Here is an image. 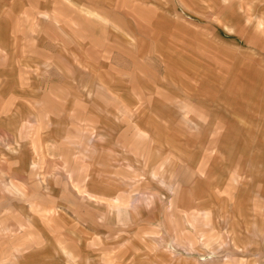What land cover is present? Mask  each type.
<instances>
[{
	"label": "crops",
	"instance_id": "obj_1",
	"mask_svg": "<svg viewBox=\"0 0 264 264\" xmlns=\"http://www.w3.org/2000/svg\"><path fill=\"white\" fill-rule=\"evenodd\" d=\"M184 2L188 6L185 7L180 1L181 6L190 9L187 1L184 0ZM215 2L220 5L219 0H212L210 4L206 3V6L203 5V7L208 8L209 5H214ZM166 3L167 6L156 2L158 6H153L154 4H144L140 0H103V6L108 7L111 14L122 15L125 18L117 23L119 18L114 19L109 14L104 16L102 24L101 22L91 21L89 10L91 5L88 0H44L40 4L37 0H0V40L26 38L16 34L17 23H25L27 24V27H24L27 30L26 33L31 32L38 25L41 27L42 32H47V35L42 36L41 42L44 39H56L58 44L64 46L65 42L63 40L65 38L83 41L82 38L89 37V34H85L88 29L85 30L84 27L91 29L98 26L100 27V33L98 34L100 39L103 37L104 29L105 32H113L111 37L115 35V38L119 40L118 52L120 53L118 55H121V57H115L117 65L114 66L113 58L110 56L113 53L111 49H102L103 54L92 48L89 51L78 48L76 52L70 50L72 55L77 54L78 56V63L76 64L75 61L74 64H68L63 58L52 57L54 54H62L60 52L57 53L52 50L39 52L46 56L40 62L39 69L70 73L75 84L77 82V86L83 82L75 78L77 74L84 75L85 78L86 71H88V62L90 61V67L96 65L91 58L94 55H103V77L95 76L93 78L88 76L85 91L82 90L74 94L71 105L66 106L63 104L61 96H57L60 93L56 91H47L46 94L36 95L38 97L34 99L33 104L37 106H30L28 112L25 113V118L30 124L29 135L27 131L20 133V131L14 130L13 135L16 136V146H11L8 150L0 146V183L3 182L8 185L5 188L0 186V190L7 189L10 183L20 184L23 189L36 190L40 194H44L42 192L44 189L43 182L47 179V194H65V200L58 197L59 195L54 198L46 195L45 203L36 202L31 204L33 210L29 219L31 223L39 224L38 239L40 238L41 241L54 242L56 236L47 230V226L55 227L60 222L64 224L71 223L73 220L70 215H74L76 221L75 224L72 223L73 227L83 224L84 227L81 228L84 232H79L80 229L74 231V228L66 236L74 238V247H86V239H88V236L85 237L86 233L88 234L86 228L92 224L97 228L100 227L95 216L103 214V209L90 211L88 209L89 204L94 203L95 206L103 207L102 194H113L117 199V207L109 204L104 205L108 207L109 215L103 216V219L99 218L101 223L104 221L109 225H122L139 221L147 214L146 209L150 207L152 208V214L156 218L161 216L165 223H161L160 226H153L152 231L148 226L146 227L152 232V236L149 235L150 233L144 235L145 239L149 241L147 245L138 242L135 237H130L128 239L122 238L118 242L121 247L134 248L145 245L155 255L154 246L159 245L162 249L169 251V253L164 252V255H172L180 262L183 259H196V262L201 264H219L226 261L222 257L228 255L226 261L228 264H232V262L237 264L238 260L243 259L250 261L248 264H259L260 261L264 262V225L263 223L260 224L258 219L249 222L250 212L254 211L256 213L259 208L256 197L248 198V207L245 206L247 204L243 203L245 202L243 200L231 203L227 196L217 198L223 183L216 182V186L211 183L217 181L212 170L208 171L212 168L204 166V162L199 161L196 154L193 156V152L188 151L185 144L176 151V154H173L175 157L170 154L172 148L169 143L173 127L172 116L174 115L168 111L171 106V98L166 90L169 86V80H171V68L164 66L160 77H157L152 72L154 70L152 65L153 62L157 61L166 65L174 60L175 67L181 70L185 61H188V57H184L186 53L183 52L184 36L182 33H188V31L185 30L186 27L182 23L174 22L175 25H173L172 20L166 17V11L164 12V18L161 16L162 18L157 20V16L165 8L171 6L170 1L167 0ZM153 8L157 11L154 13V21L151 20V18H154ZM174 11L176 12L175 9ZM211 11L202 13L213 17ZM169 12L168 10V17ZM244 13L248 15L247 11ZM113 19L114 22H111L110 20ZM184 19L192 22L190 19ZM78 20H83V22ZM142 20H145L143 24ZM140 23L141 29L138 28ZM259 23L262 22L259 21L257 24ZM156 24L159 31L158 38L162 41L159 46L150 47L153 41L151 38L152 29ZM257 24L254 27L255 29L263 27V23L261 27L260 25L258 27ZM125 27L131 30V32L127 31L126 33L131 34H125ZM147 29L150 33L144 36L143 34L148 32ZM36 30H39V27ZM141 30L144 31L143 34L140 33ZM8 32H12V34ZM39 37L41 36L35 35L29 38ZM147 37L151 40H148ZM173 37L176 38L175 50L170 44ZM106 42L103 39L105 46L108 45ZM11 43L16 44V42ZM88 46L90 44L86 43L83 48H89ZM70 51L67 53H70ZM8 53L11 52H0L1 55ZM173 53L175 56H172ZM86 59H88V62ZM147 60L152 62V65L146 63ZM121 61L123 65H121ZM0 69L2 70V68ZM16 69L19 68L9 69L14 71V78H17L15 75ZM198 69L202 72L203 67L191 66L189 68L191 71L195 70V74L199 71ZM89 71H91V68H89ZM183 72H185V68ZM0 73V95H5L9 91L8 87L11 86V82L9 77H5V73L3 74L1 71ZM176 79L179 81V84H177L180 85V80L183 79L182 74L177 75ZM156 80L159 82H156ZM182 84L184 86V83ZM230 85H232L231 82L223 84L226 87ZM148 94H152L154 99H149ZM102 95L104 99L111 97L114 100L115 97L117 101H112L110 106L103 109L100 126L104 129L99 132L88 126L87 120L95 119V115L91 111V105L87 104V100L91 104L90 101L94 102L98 96L101 97ZM83 99L84 102L81 101ZM5 108L6 104L0 106V110ZM175 117L180 119V128L181 122H183L181 116L175 115ZM16 118L19 117L16 116ZM60 118H64L63 120H66V122L63 123ZM196 118L200 120L204 117L197 115ZM7 119L8 116L0 114V127L4 131L9 130ZM200 123L203 124V121ZM241 124L246 126V121L241 122ZM196 125L199 126L198 123ZM46 138L50 139L52 143L45 142ZM4 141L7 142L6 134H4ZM101 148L103 153L99 152ZM192 160L196 161L194 166L190 168L185 166V163L190 164ZM200 162V167H196ZM176 165L184 167L185 172H187L186 175L190 178L187 188L183 189L181 187L178 192L180 194H193L200 201L196 205L195 202L187 200L185 205H181L185 207L181 212L173 209L176 205L173 200L167 201L165 198L167 194H170V198L173 194H177L175 189L183 174L176 171ZM125 166H132L137 169H133L132 173L126 172L124 170ZM141 166L150 167L147 172L152 176L155 172L159 173L156 177L160 178L168 189L148 190L147 187L149 186H143L141 172L138 169ZM156 166L160 167V171L154 169ZM200 168H203V170H200ZM168 169L172 173L170 177L167 175ZM258 171L259 181L263 180L260 185L264 187V166L262 162L259 163ZM248 177L249 175L245 171H242V174L237 173L231 182H228L229 185L224 191H227V194H246L248 190L251 191L252 187L251 184L246 187L242 178L247 180ZM20 179H23L21 183H19ZM98 186L103 188L97 190ZM69 187L72 188V191H69ZM228 190H230L229 193ZM34 194L36 193L34 192ZM135 194L141 196L136 197ZM97 196L98 199H96ZM144 196L152 202L150 205L148 203V206H144L140 203ZM261 196L264 197V194H260ZM166 201L170 207L167 212L165 207L164 211L162 210ZM57 202L58 204L54 205ZM192 204L195 206L192 207ZM207 204H211V206L207 207ZM229 205L234 206V211L229 210ZM38 208L41 211L48 212L46 217L42 216V220L44 218L46 223L39 222ZM67 209L71 210V214L68 213ZM60 216H63V220L60 219ZM125 216H127V219H125ZM222 225L223 227H221ZM215 228L221 230L220 235L210 236L208 232ZM223 229L227 231L230 239L226 238L222 232ZM76 241H79L80 246L77 245ZM83 243L84 245H82ZM55 245L59 246V243L57 242ZM42 246L40 248L41 253V249L44 247ZM181 247L185 250V253L179 251ZM221 252L225 253L221 256L215 255ZM208 253H212L214 256L202 257ZM149 261L156 262L157 260Z\"/></svg>",
	"mask_w": 264,
	"mask_h": 264
},
{
	"label": "rangeland",
	"instance_id": "obj_2",
	"mask_svg": "<svg viewBox=\"0 0 264 264\" xmlns=\"http://www.w3.org/2000/svg\"><path fill=\"white\" fill-rule=\"evenodd\" d=\"M37 1L40 4L44 0ZM140 1L144 4H154L153 6H158L156 2L167 6V0ZM168 1H170V5L176 12L169 6L157 16V20L162 17L164 18V12L166 11V17L172 20L173 25H175L174 22H178L186 27L185 30L188 33L185 32L182 35L184 36L183 52L186 53L184 57H188V61H185L181 70L175 67L174 60L166 65L159 61L153 62V65L148 60L146 63L154 67L152 72L157 77H160L164 66L171 68V80H169V86H167L166 90L168 96L171 98V106L168 108V111L174 115L172 116L173 127L169 143V146L172 148L170 154H176V151L185 144L187 150L193 152V156L196 154L198 160L204 162V166L212 168L208 171L212 170L217 181H212L211 183L214 186L219 181L220 184L223 183L221 192L217 194V198L227 196L231 203L243 200L245 201L243 203L247 204L248 198L256 197L259 208L256 213L254 211L250 212L249 222L258 219V222L264 225V197H260V194H264V187L260 185V182H263V180L259 181L260 176L258 171L260 162L264 166V0H219L220 5L215 2L213 3L214 5H209L208 8H204L203 5L206 6V3L210 4L212 0H186L190 9L184 8V6H188L184 0H180L184 6H181L179 0ZM88 3L91 5L89 10L92 22H101L103 24L104 16L109 14L114 19L116 17L119 18V20L116 19L117 23L123 21L125 18L122 15L116 16L114 13L111 14L108 7L103 6V0L102 2L101 0H88ZM168 10L170 11L169 17L167 16ZM209 10H212L211 15H214L213 17L202 13ZM245 11L248 12V15H245ZM156 12V9L153 8V16ZM184 18L190 19L192 22ZM114 19L110 21L114 22ZM154 19L155 16L151 18L152 21ZM36 21L38 22L39 20ZM78 21L83 22V20ZM259 21L263 24H257ZM144 22L145 20H142V24ZM256 24L258 27L259 25L261 27L262 24L263 27L255 29ZM140 26L141 23L138 27L139 29H141ZM24 27H27V24L17 23L16 34L18 36L22 35V37L25 36L26 38L0 40V52H11L6 55L0 54V68H2L0 71L6 74V78L9 77L11 82V86L8 87V93L0 95V106L6 104V108L0 110V114L8 116L7 120L9 121V130L4 131L0 127V146L7 150L11 146H16V136L13 135L14 130L20 131V133L27 131L29 135L30 124L25 118V113L28 112L30 106L33 105L34 107L36 105L33 104L36 97L46 94L47 91H56L60 93L57 96H61L63 104L66 106L71 105L73 103L72 100H74V94L82 90L85 91L88 76L93 78L95 76L103 77V55H94L91 59L96 65H92L91 67L89 66L90 61L88 62V59H86L88 71H86L85 78L84 75L77 74L75 78L83 81L81 85L77 86V82L75 84L70 73H61L56 70L50 72L39 69L40 62H42L43 57H46L39 52L49 50L56 51L57 53L60 52L62 54H54L52 57L63 58L68 64H74V61L75 64L78 63L77 54L72 55V51L76 52L78 49L89 51L92 48L102 54L103 50L111 49L113 53L110 56L113 58L112 62H114V66L117 65L115 57H121V55H118L120 53L118 52L119 40L115 38V35L111 37L113 32H105V29L103 30V37L100 39L98 37L100 27L98 26L91 29L84 27L85 30L88 29L85 34H89V37L86 39L82 38L83 41L65 38L63 40L65 42L64 46L58 44L56 39H44L41 42L42 36L47 35V32H42L39 25L35 26L34 30L28 33H26L27 30ZM37 27H39V30H36ZM105 28L108 29L106 26ZM152 30L151 38L153 41L150 47H156L162 41L158 38L159 31L157 24ZM127 31L131 32L129 28L125 27V34H131L126 33ZM147 31L146 33L143 30L139 32L144 33L143 35L145 36L150 33L148 29ZM8 33L12 34V32ZM35 35L41 37L29 38ZM151 38L147 37L148 40H151ZM103 39L105 42L107 41V46L103 44ZM175 39L173 37V41L170 43L174 50L176 49L174 48L176 47ZM11 42H16V44L13 45ZM86 43L90 44L89 48H83ZM69 51L70 53H67ZM172 56H175V54L173 53ZM70 57L72 58L71 60ZM120 63L123 65L122 61ZM191 66H200L203 67V70L201 72L198 69L199 71L195 74V70H189ZM10 68H19L15 70L17 78H14V71H10ZM89 68H91V71H89ZM184 68L185 72H183ZM180 74H182L183 79L180 80V85H178L179 81L176 79V76H180ZM156 82L159 81L156 80ZM225 82H231L232 85L229 87L223 86ZM182 83H184V86H182ZM148 97H150L149 99H154L152 94H148ZM81 101L84 102V99ZM112 101L116 102L117 100L115 97L114 100L111 97L104 99L103 95L101 97L98 96L94 102L90 101L92 102L91 104L87 100V104L91 105V111L95 115V119L87 120L89 127H93L95 128L94 130L99 132L103 131L104 128L100 126L101 113L106 106H110ZM175 115H180L181 121H183L180 128V119L175 117ZM197 115H201L204 118H200L199 120V118H196ZM16 116L19 118H16ZM60 119L63 120L64 118ZM201 121H203V124L200 123ZM243 121H246V126L241 124ZM62 122L64 123L66 120ZM193 123L195 124L193 125ZM4 134H6V143L4 141ZM25 137L28 138L29 136ZM45 142L52 143L47 138ZM101 149L99 152L103 153V149ZM173 156L175 157V155ZM201 162L196 167H200ZM195 163L196 161L192 160V163H185V166L190 168ZM213 164L217 166L211 167ZM157 167H154V169L156 168V171L158 169L160 171V167ZM149 168L148 166L138 168L141 172L142 185L149 186L147 187L148 190L168 189L161 179L156 177L159 173L155 172L154 176H152L147 172ZM175 168L178 173L183 174L178 180L179 182L175 189L177 194H173L171 198L169 197L170 194H167L165 198L167 201L173 200V203H176L173 209L181 212L185 208L181 205H185L187 200L195 202L196 205L200 201L193 194H180L178 192V189L180 190L181 187L183 189L187 188L190 178L186 175L187 172H185L184 167L176 165ZM133 169L137 168H133L132 166L124 167L126 172H131ZM201 169L203 170V168ZM242 171L247 172L249 175L247 180L244 178L242 180L245 182L244 185L246 187L251 184V191L248 190L246 194H227V191L224 190L229 185L228 182H231L237 173L242 174ZM167 175L168 177L172 175L171 170L168 169ZM22 181L23 179H20L19 183ZM47 184L46 179L43 182L44 189L42 192L44 194H40L36 190L29 191L27 188L23 189L20 184L10 183L7 189L0 190V264H201L197 263L196 259H183L180 262V260L174 258L172 255H164L163 253L159 255L157 252L153 255L149 248L145 246L149 241L145 239L144 235L150 233L149 235L152 236L151 231L153 226H160L161 223L165 224L161 216L156 218L152 214L151 207L146 209L147 214L139 221L122 225H109L104 221L101 223L99 217L103 219V216L109 215V209L104 205L109 204L110 206L117 207V199L113 194H102L103 207L95 206L94 203L89 204L88 209L90 211L103 209V214L95 216L100 227L97 228L92 224L86 228L88 229V234L86 233L85 235V237L88 236L86 247H74V238L66 236L74 228V231L80 229L79 232H84L82 230L83 224L73 227L72 223L76 221L74 215H70V218L73 220L71 223L64 224L60 222L55 227H51V225L47 226V230L56 236L54 242H58L59 246H56L54 242L41 241L40 238L38 239L39 224L31 223L29 219L33 210L31 204L36 202L45 203L46 195H49V197L53 196V198L59 195L58 197L65 200V194H47ZM0 186L4 188V186L8 185L2 182ZM102 188V186H98L97 190ZM69 191H72L71 187H69ZM229 192L230 190H228ZM135 196L141 195L135 194ZM84 197L86 198V196ZM96 199H98V196ZM142 199L140 203L144 206L152 203L146 199V196ZM167 201L162 207L163 211L164 207L166 208V212L170 209ZM57 204L58 202L54 205ZM194 206L192 204V207ZM210 206L211 204H207V207ZM245 206L248 207V204ZM228 208L230 211H234L233 205H229ZM223 210L225 211L224 207ZM67 211L71 214L70 209H67ZM38 212L40 215L39 222L46 223L44 218L42 220V216L46 217L48 212L41 211L39 208ZM60 219L63 220V216H60ZM125 219H127V216H125ZM147 226L151 231L146 228ZM220 231V229L215 228L214 230L211 229L208 234L210 236H214V234L220 235ZM222 232L226 238L230 239L225 229ZM130 237L137 238L138 242L145 245L134 248L118 245V242L122 238L128 239ZM76 243L80 246L79 241H76ZM41 245L44 246L41 249L42 253L40 252ZM16 248L18 250H15ZM179 251L185 253L182 247ZM208 251L210 252V249ZM224 253L221 252L215 255L221 256ZM212 256L214 254L208 253L202 257ZM227 258L228 255L222 257L226 261ZM149 260L157 261L152 263ZM226 261L219 264H228ZM249 262L243 259L241 261L238 260L237 264H248ZM232 264L234 263L232 262ZM259 264H264V262L260 261Z\"/></svg>",
	"mask_w": 264,
	"mask_h": 264
},
{
	"label": "bare ground",
	"instance_id": "obj_3",
	"mask_svg": "<svg viewBox=\"0 0 264 264\" xmlns=\"http://www.w3.org/2000/svg\"><path fill=\"white\" fill-rule=\"evenodd\" d=\"M104 92V91H103ZM3 129V128H2ZM20 135V134H19ZM67 140V139H66ZM88 152V151H87ZM77 155V154H76ZM157 164V163H156ZM45 168V167H44ZM92 169V168H91ZM92 171V170H91ZM206 172V171H205ZM72 174V173H71ZM46 175V174H45ZM196 180V179H195ZM194 183V182H193ZM196 184V183H195ZM193 185V184H192ZM4 188H5V186H4ZM210 191V190H209ZM94 194V193H93ZM199 211V210H198ZM195 215V214H194ZM198 215H199V213H198ZM199 217V216H198ZM100 218V217H99ZM213 218V217H212ZM108 221V220H107ZM178 221V220H177ZM184 226V225H183ZM185 228V227H184ZM183 228V229H184ZM190 232V231H189ZM184 234V233H183ZM186 234V233H185ZM191 236V235H190ZM66 237V236H65ZM260 237V236H259ZM125 242V241H124ZM130 242V241H129ZM159 244V243H158ZM188 246V245H187ZM257 247V246H256ZM154 248H155V251L156 252H159V254H161V253H164V252H167V253H169V251L167 250V249H162L159 245H156V246H154ZM196 248V247H195ZM198 248V247H197ZM200 248V247H199ZM15 250H18V248H16ZM82 251V250H81ZM194 251V250H193ZM102 258V257H101ZM176 258V257H175ZM152 263H154L153 261H152ZM97 264H99V263H97Z\"/></svg>",
	"mask_w": 264,
	"mask_h": 264
}]
</instances>
